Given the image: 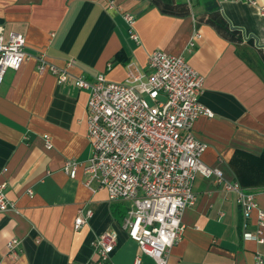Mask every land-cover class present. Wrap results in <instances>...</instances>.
Masks as SVG:
<instances>
[{
    "label": "crops",
    "instance_id": "crops-1",
    "mask_svg": "<svg viewBox=\"0 0 264 264\" xmlns=\"http://www.w3.org/2000/svg\"><path fill=\"white\" fill-rule=\"evenodd\" d=\"M136 16L135 43L121 14L107 0H0V26L22 34L27 52L43 53L60 68L93 80L103 74L123 82L127 66L148 69L155 51L184 55L204 79L199 102L212 118L199 117L194 136L207 144L201 161L254 195L264 211V18L240 1L115 0ZM201 35L193 53L186 47ZM34 59L8 71L0 87V182L18 213H0V264H103L93 242L114 231L117 246L106 264H155L123 229L128 203L112 202L107 191L93 193L83 171H64L68 160L86 162L89 93L69 77L63 83L40 74ZM49 137L52 147L46 146ZM33 191V196L28 191ZM197 201L185 210L180 241L168 264H264V242L243 241L237 194L198 175ZM81 210L92 218L79 230ZM251 214L247 230L256 229ZM264 238V231H263ZM18 239V255L7 245ZM260 258V261L257 260Z\"/></svg>",
    "mask_w": 264,
    "mask_h": 264
},
{
    "label": "built area",
    "instance_id": "built-area-1",
    "mask_svg": "<svg viewBox=\"0 0 264 264\" xmlns=\"http://www.w3.org/2000/svg\"><path fill=\"white\" fill-rule=\"evenodd\" d=\"M227 1L257 4L256 0H219V3ZM107 2L109 10L121 14L130 38L140 44L136 16L120 9L115 0ZM259 14L264 18V7L259 8ZM200 38L198 32L193 34L187 53H193ZM26 48L22 34L12 32L6 37L5 28L0 26V87L8 71H19L26 61L34 59L40 74L51 73L58 83L72 77L79 89L89 93L87 138L91 155L86 162L68 160L64 171L75 178L81 169L84 185L90 191H107L110 201L128 203L123 229L155 264H168L170 250L182 237L184 212L197 201L194 185L198 175L236 192L243 241L264 242V211L254 195L246 193L237 183L226 181L219 169L205 165L200 159L208 146L194 136L193 127L199 117L214 115L199 102L204 79L184 55L155 51L149 56L147 70L129 63L125 81L118 83L107 80L103 74L93 80L73 75L70 70L76 65L74 60L60 68L45 54L32 55ZM45 138L50 149V138ZM6 189L7 184L0 182V213H18ZM28 194L34 193L29 190ZM252 213L256 215V229L249 232ZM92 216L91 210H81L75 229L87 224ZM117 241V233L107 231L92 243L103 264L110 262ZM19 244L18 239L8 243L10 257L18 255ZM140 263L137 258L135 264Z\"/></svg>",
    "mask_w": 264,
    "mask_h": 264
}]
</instances>
